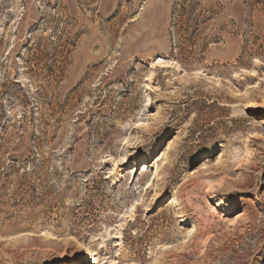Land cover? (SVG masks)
<instances>
[{
	"label": "rangeland",
	"instance_id": "374dc122",
	"mask_svg": "<svg viewBox=\"0 0 264 264\" xmlns=\"http://www.w3.org/2000/svg\"><path fill=\"white\" fill-rule=\"evenodd\" d=\"M78 242L264 264V0H0V264Z\"/></svg>",
	"mask_w": 264,
	"mask_h": 264
},
{
	"label": "bare ground",
	"instance_id": "6f19581e",
	"mask_svg": "<svg viewBox=\"0 0 264 264\" xmlns=\"http://www.w3.org/2000/svg\"><path fill=\"white\" fill-rule=\"evenodd\" d=\"M157 64L162 65V64H166V63L163 62L162 60L158 59L157 60ZM154 165H153V167H155V171H157L158 170V166H154ZM142 171H144V170H142ZM172 203L175 204V201L173 200ZM36 235L38 236V234H36ZM42 235H44V233H42L41 236ZM76 253H78L77 254L78 256L71 257V258H64V259L61 260L62 262L61 261L60 262L63 263V264H64V262H65V264H67L68 262L70 264H79V263L81 264L82 262L86 261L87 249H86V246L82 242H78L76 244Z\"/></svg>",
	"mask_w": 264,
	"mask_h": 264
}]
</instances>
